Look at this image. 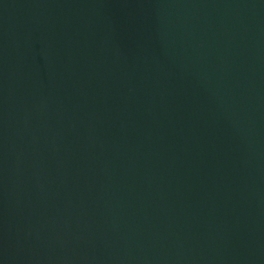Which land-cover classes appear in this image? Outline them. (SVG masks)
<instances>
[{
    "label": "water",
    "instance_id": "obj_1",
    "mask_svg": "<svg viewBox=\"0 0 264 264\" xmlns=\"http://www.w3.org/2000/svg\"><path fill=\"white\" fill-rule=\"evenodd\" d=\"M0 264H264V0H0Z\"/></svg>",
    "mask_w": 264,
    "mask_h": 264
}]
</instances>
